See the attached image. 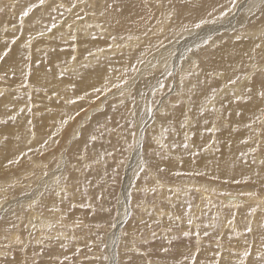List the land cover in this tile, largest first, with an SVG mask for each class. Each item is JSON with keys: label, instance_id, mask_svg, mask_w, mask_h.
Returning <instances> with one entry per match:
<instances>
[{"label": "rangeland", "instance_id": "obj_1", "mask_svg": "<svg viewBox=\"0 0 264 264\" xmlns=\"http://www.w3.org/2000/svg\"><path fill=\"white\" fill-rule=\"evenodd\" d=\"M90 1L91 0H76V4L80 5L85 3L84 6L86 7L90 3ZM253 1L254 0H250L249 2L251 3ZM32 2L34 3L35 1H0V83L4 85L7 94H10L8 90L12 92L15 91V89L11 90V88L12 86H16L18 84L16 87V92L19 95L18 97H13V101L8 104L10 107L5 109L4 113L0 115V120L8 121L7 123H0V133L8 137L7 144V142H5L3 139V135H0V153H4L2 155L3 157L0 156V188L6 189V191L0 192V201H2V203H0V253L3 254L0 255V260L6 258L8 261L12 262V264H25V262H27V264H129V260L132 257V254L129 252V246L130 241L133 239V237H135L139 246V253H142V255L137 254L135 256V264H191V256H195L197 264H212L213 258L219 260L220 264H239V254L243 252L245 240L255 241V245L253 246V256L249 257V261L254 259L255 247L259 246L264 221L257 227V224H255L256 222L254 220L258 218V216L255 217V215H249L250 205L255 206L257 200H264V188H262L258 182H255V179L249 180L248 177L253 178L254 176L255 178L256 172H260L261 175L264 176V166L260 165V160L264 159V152H256L254 157L252 155H246L245 158L249 161V163L243 162L240 153H247L251 148V144L246 145L243 143V141L247 139L249 135V131L245 128V124L251 122V119L254 118V116H249L248 114V116H244L243 114L239 116L240 119L238 117H232L230 115V110L226 108L229 106V100H225L222 96L226 91H230L232 93L233 91L236 92V90H240V86L243 89L245 87L244 84L246 83H250L248 86H252V84H255V86H258L259 89L261 74H259L260 76L258 78V73L260 72L259 69H262L264 67V55H262V52L264 54V49H258L261 52L260 55L257 56L258 58H255V60H260L256 62L258 66L256 65L257 67L255 69L251 67V65L253 66V64H243V66H248L246 68L242 67L241 70L240 68L236 69L237 71L240 70L236 72L237 77L242 75L249 76V80L247 81L239 80L238 84L233 86L229 85L228 82H223L221 80V71H216V74L215 72H212L213 75L211 74L208 76L210 82L215 79L217 81L215 80V82H212L213 86L211 85L209 91L205 94V96H210L213 90H215V92L217 93L216 100L214 101V106H217L215 108H218L220 110H217L215 114L211 112H205L204 115L201 116L198 112L199 109H197V111L196 108L194 110L191 107H186L188 103L185 100H188L187 88L190 92V85H188V82L190 78L195 77L193 73L191 75L190 71V73L186 71L190 68L191 65H196L199 69V72H201L200 74H202L208 67H212L210 63L213 61H219L220 58L214 56L217 54L214 51L215 49H218L222 44H224V41L221 44L218 43L210 47L208 46L210 43L205 46V42L208 41V38H206L203 39L204 41L202 40L201 42H195V45H192L193 47L191 46V43L187 47L185 46L188 51L184 47L185 49H183V53H185H181L179 55L178 53H176L179 47L177 49H173V47L175 46H172L170 48L167 47H169V45L171 44L179 45V43L183 42V40L187 38V36H189L190 34H194V32L192 31L193 29H195L193 25H188L191 32H185L183 31V28L179 31L174 28H170L171 30L165 31V34L168 32L167 35H162L161 33V36L163 37L154 36V38L150 40L152 42H148L146 40L144 41L145 36L141 34V30L145 25L144 23L137 27V30H139L137 31L135 28L129 27V25H127L125 22H122L121 24H115V19L112 23H107L110 25V27L107 24L106 26L109 30L110 28L114 29L113 32L117 30L116 32L118 36L120 38L123 37L124 40L121 44L125 43V37L127 38L128 35H130L132 31H134L136 33L135 37L138 36L139 40H142L143 38L141 47L135 49V52L125 50V53L123 51H120L121 53L119 52V54L107 53L106 51L110 47L111 43L113 44L115 40L119 38L118 36H114L116 37L115 40L112 39V42L109 41V45L106 44L107 40H105V42L99 41L98 43L97 40L100 39L99 36L101 35H99L97 32L100 31L101 28H97L96 35H92V38L89 36L88 38H91V40L87 41H89L91 44H94V41L98 44H105L106 46L104 45L100 47L99 50L104 49L107 55L110 54L108 58H104L105 56H102L100 58L96 56H90L89 51L98 50L97 48L90 47L91 45L88 44L89 47L87 46L86 48V51H88V55H81V53H79L75 61H73L72 57L75 56L77 50L72 47V44L71 46L67 45V41L64 38H60L62 37L61 34L58 35V38L56 40L53 38L48 39L45 37V35L43 37H40L38 35L39 30L29 31L28 34H26L27 36L25 35L23 29L25 28V22L27 18H29L30 16L27 17L26 20H24L23 27L21 28V26H19L20 22L16 19L19 18L21 11L16 14H14V12L12 11L14 10V6H16L15 4H23L24 6H28L30 4H33ZM48 2L51 3V0H48ZM108 2L114 5V11L112 13L118 14L123 12V10L120 11L122 0H108ZM141 3L153 4L154 0H141ZM34 4H36V2ZM103 5H105V2ZM144 6L145 5L142 4L137 6L136 10V12L140 16H142L144 20H147V18H154L153 16L156 15V11L159 13V15H161V13L164 14L162 8L158 11L157 7L149 9ZM236 6L237 4H235V8L232 7V9L230 10V14L228 16L230 19L228 18L227 21L231 20L232 18H239L240 14L237 10L238 6ZM96 7L99 8L98 5H96ZM96 7L94 11L98 9ZM40 9L41 8L35 9V11L39 12L38 18L41 19L42 17L43 19H46L45 14ZM101 9H104L103 6L101 7ZM153 10L155 13L153 12ZM15 15L17 17H15ZM234 15H236L237 17ZM85 16L86 15H84V18ZM241 17L242 18L239 19V22L243 20L244 14H241ZM90 22L91 20H89L88 23ZM88 23L87 25L89 26L90 24ZM225 23L227 22H224V24ZM153 24L154 23L152 21L151 25ZM211 25V23H205L202 27L206 26L207 29ZM40 26L41 25H39L38 27ZM122 26L124 29L122 28ZM213 26H215V23L213 24ZM173 30H176V32ZM211 30L212 29H210V32H212ZM170 31L173 32L171 33ZM176 34L177 36L174 37ZM141 35L143 37H141ZM135 37H133V39H135ZM14 38L15 43L12 42ZM171 38L175 40H172ZM29 40L31 41L30 46H26ZM262 41L264 42V39H262ZM144 44L146 45L144 46ZM147 44H149L148 46L150 48L147 46ZM157 45H159L160 47L158 48ZM214 46H216V48H214ZM155 49L157 51H155ZM193 49H197V51L195 50V54H197L198 56L196 55L194 59H190L189 57L194 54ZM5 52H7V55H5ZM78 52L79 51H77V53ZM139 52L141 53L139 54ZM142 53L144 55H141ZM200 53L204 55H200ZM138 54L141 56H137ZM86 57H94L90 59L93 62L84 60ZM138 58H142L145 61V64L138 65L140 71L135 75V73L130 72V66L135 64ZM133 60L135 61V63ZM163 60H166V63L160 65L162 64ZM187 60L191 63H188ZM113 61L115 62V64ZM203 62H205V65L203 64ZM12 64L13 66H15L16 64V67H13ZM125 64H128L129 66H126L125 70H119L121 67H124ZM20 65L22 66L20 67ZM29 65L31 66V76L27 74ZM84 65H87V67H84ZM103 65H106L107 68ZM152 65H155V67H152ZM8 66L10 67V70L8 69ZM202 66L204 69L202 68ZM72 69L73 72L76 71V73L71 72L70 70ZM146 70H148L149 72ZM6 71L9 72L7 73ZM100 71L101 74L99 73ZM125 71H128L127 78L129 79L130 86H125L126 92L131 88V95L135 97V105H137V114L135 116H133L131 113L132 101L130 97L126 96V104L118 105L120 101V89L113 88L112 91L107 94V96L101 94L100 98L96 99V93L91 88H85L86 86H84V84H88L91 86L95 84V88H102L103 86L99 83L101 81V83L108 86H111V84L121 83L119 82L120 78H126L124 76ZM62 72L64 73L63 77H61L60 75ZM169 73H171V75H169ZM21 74L24 75L25 79L21 77ZM35 74H38L39 77L49 76L48 78L51 81H58L61 88L59 90H53V94L47 91V93L49 92L48 96H45V99L43 96L40 99V104L37 103L36 105H33L32 103L34 102L35 96H42V93L41 91H39V89L30 90L31 88H29V81ZM137 76H139L138 82L140 85L148 83V85L144 89H140L141 87H139L138 89H134L135 87L132 88V84L137 83H133V81L137 79ZM251 76L254 79H252ZM254 76L257 78L255 79ZM155 78H157L158 81L157 79L155 81ZM182 78L184 81L183 84H181ZM13 80L15 81L13 82ZM94 80L95 82H93ZM255 80L258 82H256ZM216 82H219V84H217ZM148 86L150 87L149 89ZM217 87L225 89L221 91ZM192 88L194 89H192V91L190 92V97L193 99V97L195 96V98L193 99L194 102L199 103L200 105L204 104L201 97L202 92L204 91L203 87L200 86V88H196L193 86ZM55 91L56 94H54ZM152 92L155 93V97H153ZM28 93H30V95ZM61 93L66 97L69 96V98L77 99V103H66L64 99L62 100V98H59V95H61ZM147 93H152V97L150 99L146 97L148 95ZM179 94H181L185 98H183L185 102L183 101L182 97L179 96ZM191 94L193 96H191ZM153 98H155L157 101V104L153 105V107L156 109L155 114L145 115V105H151ZM0 99V101H11L12 96L4 95L3 92L0 91ZM161 101H163L164 104H167V117H163ZM17 102H20L21 105L19 106ZM50 103L53 107L47 105ZM233 104L237 107L234 99ZM172 105H175V107H172ZM176 106L179 107L176 108ZM243 108L244 107H242V109ZM20 109H24L23 113L20 112ZM124 109H126L127 111H123ZM242 109H240L239 107L238 111H244ZM259 111H257L256 113H258ZM77 112L80 113L78 116L76 115ZM141 112H144V117L139 115L142 114ZM11 116H15L16 119H11ZM213 116L215 118L218 117V119L216 120ZM69 117H74V119H68ZM226 117H228V119ZM62 118L68 119V123L66 125H61ZM242 118H248V122L247 120H244ZM179 119L181 121V125L176 126L177 124H175L174 121L178 122ZM230 120H232L235 125ZM29 121H31V123H29ZM133 122L136 125L135 128L132 127ZM145 122L150 126L148 127L146 125L147 127H145V125H143V123ZM222 122H225L224 125ZM140 123H142L141 126ZM157 123L163 124L161 132L164 138L162 139V135L158 136L157 138L160 143L154 140L155 137H153V135L156 134L155 129L157 127L156 125H158ZM211 123L212 125L210 126L209 124ZM228 123L232 125L229 126ZM242 123L244 124V126ZM37 125L38 128H42L38 129V137L40 138L41 136H45L46 138L45 140H42L41 143L35 145L34 148H31L29 145L35 143L36 137L34 136L33 138V136H31L30 138L25 140L22 138V135H27L28 133H30V130H32L31 132H33ZM216 125L218 127H216ZM101 126H106L108 130H103ZM212 126L216 128L215 133L211 131V129L213 128ZM254 127L256 131L261 130V126L259 124L255 125ZM98 128L101 129L100 133L97 132ZM164 129H167V131L165 132ZM243 130L246 132H244ZM239 131L241 132V134ZM132 132L136 133L135 143L137 144V147L129 150L128 145L134 143L131 136ZM172 133L175 134L174 138H171ZM93 134L97 135V139L95 142H92L90 140V137ZM185 134L189 136V139L187 141V143L189 144L188 149H185L183 147V143L185 142ZM222 134L225 136H223ZM242 134L245 136H243ZM243 137L244 140H242ZM220 138L222 139L221 141L218 140ZM228 138H230L231 140ZM53 139L58 141V143H54ZM176 139H178V141L174 142V140ZM258 139L264 140V137ZM225 140L227 142H223ZM44 141L48 142L47 148L42 146ZM161 141H163L162 143L164 147H161ZM208 141H210L211 143H208ZM218 142L220 145L217 144ZM206 143L208 144L206 145ZM10 146L11 150L8 149L10 148ZM27 146L29 147L27 148ZM75 146L78 147L76 148ZM222 146H224L223 149ZM71 148L73 149V152L71 151ZM233 148H235L236 150H234ZM261 148L264 149V143L261 144ZM166 149L169 150L167 151ZM8 151H11L12 154L5 153ZM108 153H112V155H108ZM21 155L23 156V159L20 160V164L8 165V161L11 160L10 158L13 157L12 159H15L17 156ZM228 155L232 156L229 157ZM24 156L26 158L27 156H29L27 158L29 162ZM194 156H196V158ZM223 157H225V159ZM227 157L228 159H226ZM231 157H233V159ZM31 158H33L35 162ZM253 158H255L256 160L255 165L251 164V160ZM97 160H99V163H96ZM151 160H157L159 166L157 164H153L156 168H152L153 165H151L150 167L147 166V172H142L139 170L142 163L149 162L150 164ZM185 160L187 161L185 162ZM219 160L222 161L220 162ZM40 161H42L43 163ZM182 161H184L185 163ZM211 161L214 163H212ZM172 162L173 165L175 164V166H177V168H182L180 175L178 176L177 174V177L176 174L174 175L175 171H171L170 169ZM188 162L189 165H187ZM198 162L201 166L199 168L200 171L193 170L192 172L194 173H190L189 169L187 171L184 170L186 167L183 166H188L191 170L192 165H197ZM40 163L42 165H40ZM60 163L62 165H60ZM220 163V167L222 168L219 167ZM21 164L23 165L21 166ZM26 164L28 166H26ZM7 165L11 167L9 168ZM58 165L60 168L57 167ZM37 167H42V170H39ZM49 167L51 169H49ZM212 167H215V170H213ZM226 167H228V170L226 169ZM13 168L17 170L15 171L13 170ZM209 168L211 169V171L213 170L217 173L212 171L213 173L211 174ZM9 169H12V171H10ZM33 169L35 172H33ZM47 169L48 171H46ZM157 169L160 171V173ZM168 170L171 171L172 173L170 174H173L174 176H171L169 173H167L169 175L165 174L166 172H168ZM202 170H205V174H203ZM42 171L47 172L48 175L43 176L41 174ZM219 171H222V173L225 175H223L222 173L220 174ZM32 172L33 174H31ZM51 173H56L54 178H52ZM208 174H211V176ZM29 175L31 176V178H29ZM41 175L47 179L42 178ZM136 175L137 177L134 179ZM213 175L215 177L217 176V178H215ZM221 175H223L225 178ZM243 175H246L247 177L245 176V178ZM37 176H41V178H38ZM57 176H61L63 180L60 188H63L64 191H61L60 195H56L55 191L52 190L54 187L55 178ZM198 176L199 179H201L199 180L200 183L198 181ZM208 176V179H212L213 182H211L212 180H207ZM171 177L173 178V180ZM26 179L29 180L26 181ZM153 179H158L160 182H162V184L171 186V192L166 191L164 188H161L160 190L162 192H165L166 194L163 195L162 193H160L158 191L159 185H157V182L155 184L153 183L151 187H149V185H147V182ZM202 179L204 181H202ZM247 179L249 182L244 183V181ZM11 180L15 181V187L9 186L11 185L9 184ZM40 180H42L40 182L41 184L39 183ZM28 181L30 182V188L32 189L24 188V184H27ZM187 181H191L192 184L186 185ZM237 181H240L241 184ZM44 182H46V188L42 186L44 185ZM175 186H179V188L177 187V189H174L173 187ZM186 186H190V188L186 189ZM42 187L44 189H40ZM202 187H205L206 189ZM210 187H213L214 189L217 187L219 189L224 188V190L220 192L214 191L213 193H211V191H209ZM34 189L36 192L38 191V189L42 190L43 192L39 191L42 194L39 197H36L37 195L36 192L33 191ZM55 190L59 191L60 189L57 188ZM173 192L176 194L174 195V197ZM204 192L206 194H209L208 198L210 200H208L209 203L205 201L207 202L206 206H201L199 201H201L202 193ZM247 192H259L260 196L256 199H250L247 195H244ZM33 194H35L34 197ZM205 199L206 198H204V200ZM222 202H224V205L225 203L227 204V202L228 204H233V202L238 203L237 207L240 208H238L237 210H231L233 209L231 206L226 207L222 204ZM28 203L32 205V209L28 208ZM178 206H181L179 211L185 212L184 214L187 216V219L191 217V224L188 223L189 219L187 221H180L179 219L174 217V214H179ZM263 208L256 213H262ZM125 209H127V215H125ZM157 209H159L160 211H158ZM189 209H191V211H189ZM219 209L220 211L218 213ZM197 213H199V215H197ZM45 218L49 219L48 224L46 223L48 225L46 227L47 229H41L39 223H42V220ZM230 221H232V223H230ZM237 223L238 225L240 224V228L238 227ZM249 224L253 228V233L251 234L245 232V227ZM113 225H115V227H113ZM7 229L9 232H6ZM186 232L190 233V235L185 236L184 233ZM197 232H199L200 234L199 239H197V237L195 236ZM205 232L208 233L207 236L204 235ZM153 233H155V236L152 235ZM13 235H16L15 238H19V240L22 241V244L17 243V239L13 238ZM104 256L108 257V261L103 260Z\"/></svg>", "mask_w": 264, "mask_h": 264}, {"label": "bare ground", "instance_id": "obj_2", "mask_svg": "<svg viewBox=\"0 0 264 264\" xmlns=\"http://www.w3.org/2000/svg\"><path fill=\"white\" fill-rule=\"evenodd\" d=\"M0 1H2V0H0ZM25 1V0H24ZM30 1H32V0H30ZM33 1H35L36 3L38 2V0H33ZM50 1V0H49ZM250 0H236V3L235 4H237V6H238V8H237V10L239 11V14H240V16H239V18H232L231 20H228L227 21V19L229 18L228 16H229V12H230V10L232 9V4H231V0H154V3L153 4H151V3H141V0H122V6H120V11H122L123 10V12L122 13H118V14H114V13H112L114 10H113V8H109L108 9V11H107V13H106V15H101L100 13L101 12H103L104 11V9H101V7L103 6V8H104V6L105 5H103L104 4V2H105V4L107 3V4H110L109 2H108V0H91L90 1V3L85 7L84 6V4L85 3H83V4H77V8L76 9H73L72 10V12H68V11H66V9L70 6V4L71 3H73V2H75V3H77L76 2V0H56V2H57V4H64V8H62V9H60V11H62V12H64V17L63 18H61L60 17V14H59V12H57V13H55V16H56V20H57V24H58V28L57 29H55V40L58 38V35H62V37L67 41V45H70L71 46V44H72V47H74L75 48V50H77V51H79L78 53H77V51H76V53H75V57H77V55H79V53H81V55H88V51H86L87 49V46H88V44L89 45H91L90 47H94V48H97V50L98 51H95V50H92V51H89V53L91 52V53H93L94 54V57L96 56V57H102V56H105L104 58H108V56L110 55V54H119V52L120 51H123L124 53H125V50L126 51H134L135 49H137V48H139V47H141V43H143L142 42V40H143V38H142V40H136V39H132L131 41H128L127 40V38L125 37V43H123V44H121L122 42H123V37L122 38H120L119 36H118V34H117V30H115L114 32H113V30L114 29H112V28H110V30L108 29V27L106 26V24L107 23H112L115 19H116V21H115V24H121L122 22H125L127 25H129V27H132V28H135L136 30H137V27H139L140 25H142L143 23L145 24L144 26H143V29L141 30V34L142 35H144L145 36V39H144V41L146 40V41H148V42H152V41H150L152 38H154V36H161V33H162V35H164L165 34V31H168V30H171L172 28H174V29H176V30H182V26L183 25H190V26H192V25H194L195 23H199L201 20H206V21H208L207 23H211L212 25L209 27V28H207L206 29V26H204V27H201V28H199V29H193L192 31L194 32V34H190L189 36H187V38H185L184 40H183V42H181V43H179V45L178 44H174V45H169V47H167V48H170V47H172V46H175V47H173V49L175 48V49H177L178 47H179V49H177V51H176V53H178L179 55L181 54V53H183V49H185L188 45H190V43H191V46L194 44L195 45V42H197V41H202L203 39H206V38H208V41H211V43L208 45V46H210V47H212L213 45H215V44H218V43H223V41L225 42L224 44H222L218 49H215V53H217L216 55H214L215 57H220L219 58V61H216V62H211L210 64L212 65V67H208L207 69H206V71H204L202 74H200L201 72H199V69L197 68V66L196 65H191L190 66V68L186 71V72H191V75H192V73L194 74V76L195 77H193V78H190L189 79V82H188V85H190L189 87H190V90L192 91V89H194V88H192L193 86H195L196 88L198 87V88H200V86H202L203 87V92H202V102L205 104V101H206V96H205V94L209 91V89H210V87H211V85H212V82H215V80H213L212 82H210V79H209V75H211L212 74V72H215V74H216V71H221L222 73H223V75H221V80L223 81V82H228L229 81V78H232V79H235L236 77H237V74H236V72H238V71H240L241 70V68L242 67H247L248 65H244L243 66V64H253V65H257L256 64V62H258L259 60H255V58H258L257 56L258 55H260V52L261 51H259L255 46H256V44H258V43H264L263 41H262V38H264V6H262V5H264V4H262L261 3V0H254L253 2H249ZM18 2V1H17ZM27 2V1H26ZM29 2V1H28ZM34 2V3H35ZM117 2H120V1H117ZM145 2V1H144ZM9 3H10V1H9ZM33 3V2H32ZM33 3V4H34ZM114 3V2H113ZM28 4H30V3H28ZM121 4V3H120ZM145 5L144 7H147V8H156L157 7V10L159 11L161 8L163 9L162 11H164L163 13L164 14H162L161 13V15H159V13L156 11V9H155V11H156V15H154L153 17L154 18H152V19H149V18H147V20H144V18L142 17V16H140L137 12H136V10H137V6H139V5ZM14 5V4H13ZM16 6H14V10L12 11V12H14V14H16V13H18L19 11H21L22 12V10L26 7V6H24L23 4H15ZM96 5H98L99 6V8L98 7H96ZM114 6V5H113ZM236 6V7H237ZM12 7V6H11ZM95 7L96 8H98L97 10H95L94 11V9H95ZM117 7V6H116ZM261 7V8H260ZM235 8V7H234ZM40 10H42V12L45 14V17H46V19H40V18H38V11H35L29 18H27V20H26V18H25V20H26V22H25V28L23 29V32H25V35L26 34H28V32L29 31H38V30H41L42 28H43V26L45 25V24H49L50 25V23H51V19H50V17H49V14H48V12L47 11H45L44 9H40ZM117 10V9H116ZM115 10V11H116ZM152 10V9H151ZM90 11V12H89ZM94 11V12H93ZM162 11H160V12H162ZM237 11V12H238ZM20 12V13H21ZM153 12H154V10H153ZM222 12H226L227 13V15H221V13ZM77 13H79L80 15H82L83 17H84V15H86L85 16V18L83 19V20H76L75 21V16L77 15ZM93 13H95V15L93 14ZM142 13V12H141ZM143 13H145V12H143ZM155 13V12H154ZM241 14H244V18H243V20L241 21V22H239V19L240 18H242L241 17ZM232 15V14H231ZM234 16H236V15H234ZM233 16V17H234ZM243 16V15H242ZM15 17H17L16 15H15ZM41 17V16H40ZM169 17H171V19H169ZM232 17V16H231ZM237 17V16H236ZM18 21H19V18H16ZM62 19L65 21V22H61L62 21ZM230 19V18H229ZM89 20H91V22L90 23H88L89 22ZM149 20H151V21H149ZM221 20V21H220ZM225 20V21H224ZM75 21V22H74ZM149 21V22H148ZM152 21H153V25H151V23H152ZM224 22H227V23H225L224 24ZM18 23V22H17ZM72 24V28L71 29H69L68 27H67V24ZM87 23L88 24H90L89 26L87 25ZM215 23V26H213V24ZM109 24H107V25H109ZM39 25H41L40 27H38ZM114 25V24H113ZM124 25V24H123ZM20 26V25H19ZM116 26V25H115ZM203 26V25H202ZM14 27V26H13ZM109 27H110V25H109ZM112 27V26H111ZM160 27H161V29H160ZM212 27H214V28H212ZM100 29L101 28V30L100 31H98L97 32V30L96 29ZM114 28V27H113ZM122 28H123V26H122ZM141 28V27H140ZM171 28V29H170ZM13 29V28H12ZM116 29V28H115ZM124 29V28H123ZM139 29V28H138ZM148 29H151L152 31L151 32H148ZM210 29H212L211 31L212 32H210ZM221 29V30H220ZM96 30V31H95ZM122 30V29H121ZM162 30V31H161ZM176 30H173V31H175L176 32ZM76 31V32H75ZM137 31H139V30H137ZM161 31V32H160ZM172 31V32H173ZM69 32H71V36L69 35ZM96 32L99 34V35H101V36H99L100 37V39H98L97 41H98V43H99V41L100 42H102V41H104L105 42V40H107L106 42V44L107 45H109L108 43H109V41L110 42H112L111 40L113 39V37L114 36H118V38L119 39H117V40H115V42L112 44L111 43V45H110V47L108 48V50L106 51L107 53H110L109 55H107V53H105V50L104 49H100L99 50V48L100 47H102V46H104L105 44H98V43H95V41H94V44H91L89 41H87V40H91V38H92V35H96ZM120 32V31H119ZM121 32H123V31H121ZM147 32V35H145V33ZM171 32V31H170ZM171 32V33H172ZM190 32H191V30H190ZM192 32V33H193ZM168 33V32H167ZM167 33L165 34V35H167ZM129 34V33H128ZM138 34V33H137ZM23 35V34H22ZM120 35V34H119ZM141 35V37H143ZM24 36V35H23ZM22 36V37H23ZM27 36V35H26ZM76 36V37H75ZM91 37V38H88V37ZM98 36V35H97ZM127 36V35H126ZM128 36H132V37H135L136 36V33L134 32V31H132V33L130 34V35H128ZM177 36V34L174 36V37H176ZM237 36H240V37H242L240 40H237L236 39V37ZM21 37V36H20ZM45 37L46 38H48V39H52V37H51V34H49L48 35V33L47 32H45ZM72 37H74V39L72 38ZM98 37V38H99ZM161 37H163V36H161ZM61 38V37H60ZM75 38H76V41H75ZM116 38V37H115ZM160 39V38H159ZM172 39V38H171ZM155 40V39H154ZM172 40H175V39H172ZM114 41V40H113ZM165 41V40H164ZM204 41V40H203ZM93 43V42H92ZM145 43V42H144ZM167 44V43H166ZM202 44V43H201ZM96 45V46H95ZM117 45H120V47H117ZM123 45V46H122ZM146 44H144V46H145ZM149 44H147V46H148ZM193 45V46H194ZM51 46V45H50ZM106 46V45H105ZM186 46V47H185ZM192 46V47H193ZM203 46V45H202ZM89 47V46H88ZM149 47V46H148ZM147 47V48H148ZM185 47V48H184ZM196 47V46H195ZM199 47H201V46H199ZM150 48V47H149ZM214 48H216V46H214ZM81 49H83V50H81ZM141 49H143V48H141ZM173 49H169V50H173ZM187 49V48H186ZM260 49H264V47H261ZM90 50V49H89ZM153 50V49H152ZM191 50H192V48H191ZM194 50V49H193ZM196 51H197V49H195ZM193 51V55H191L189 58L190 59H194L195 57H196V55L197 54H195V52L196 51ZM198 50H199V48H198ZM203 50H204V48H203ZM3 51V50H2ZM138 51V50H137ZM148 51V50H147ZM147 51H145V52H147ZM155 51H157L156 49H155ZM154 51V52H155ZM187 51H188V49H187ZM135 52V51H134ZM142 52H144V51H142ZM192 52V51H191ZM204 52V51H203ZM121 53V52H120ZM131 53V52H130ZM141 52H139V54H140ZM185 53V52H184ZM183 53V54H184ZM189 53V52H188ZM127 54V53H126ZM132 54V53H131ZM134 54V53H133ZM137 55V56H141V55ZM146 54V53H145ZM182 54V55H183ZM190 54V53H189ZM136 55V54H135ZM144 55V54H143ZM195 55V56H194ZM200 55H204V54H201L200 53ZM220 55H222V56H220ZM262 55H264L263 54V52H262ZM36 56V55H35ZM34 56V57H35ZM128 56V55H127ZM134 56V55H133ZM198 56V55H197ZM84 57V56H83ZM94 57H86L84 60H89V61H92V60H90L91 58H94ZM144 57V56H143ZM147 57V56H146ZM222 57V58H221ZM260 57V56H259ZM264 57V56H263ZM4 58V57H3ZM11 58V57H10ZM135 58H137V57H135ZM249 58V59H248ZM251 58V59H250ZM12 59V58H11ZM123 59V58H122ZM134 59V58H133ZM146 59V58H145ZM201 59V58H200ZM127 60H128V58H127ZM135 60V59H134ZM133 60V61H134ZM199 60V59H198ZM210 60V59H209ZM78 61V60H77ZM201 61V60H200ZM203 61V60H202ZM206 61V60H205ZM249 61V62H248ZM25 62V61H24ZM93 62V61H92ZM114 62V61H113ZM132 62V61H131ZM157 62V61H156ZM187 62L189 63L190 61H188L187 60ZM14 63V62H13ZM80 63V62H79ZM112 63V62H111ZM129 63V62H128ZM134 63H135V61H134ZM159 63V62H158ZM163 63H166V60H163V62H162V64H160V65H163ZM191 63V62H190ZM205 62H203V64H204ZM114 64H115V62H114ZM133 64V63H132ZM157 64V63H156ZM181 64V63H180ZM187 64V63H186ZM199 64V63H198ZM18 65V64H17ZM71 65V64H70ZM72 65H73V63H72ZM159 65V66H160ZM171 65V64H170ZM205 65V64H204ZM261 65V64H260ZM12 66H13V64H12ZM19 66V65H18ZM22 65H20V67H21ZM103 66H106V65H103ZM126 66H129L128 64H125L124 65V67H121L119 70H125V68H126ZM146 66V65H145ZM144 66V67H145ZM208 66V65H207ZM206 66V67H207ZM258 66V65H257ZM6 67V66H5ZM9 67V66H8ZM10 67H11V65H10ZM10 67L8 68L9 70H10ZM13 67H16V64H15V66H13ZM68 67V66H67ZM137 67H138V65H137ZM161 67V66H160ZM251 67H253L252 65H251ZM263 67V66H262ZM71 68V67H70ZM73 68V67H72ZM106 68H107V66H106ZM182 68V67H181ZM200 68V67H199ZM202 68H203V66H202ZM201 68V69H202ZM238 68H240V70H236V69H238ZM264 68V67H263ZM7 69V70H8ZM18 69H20V68H18ZM75 69V68H74ZM180 69V68H179ZM204 69V68H203ZM13 70H14V68H13ZM97 70V69H96ZM99 70V69H98ZM106 70H108V69H106ZM151 70V69H150ZM245 70V69H244ZM260 70V69H259ZM259 70H258V72H259ZM71 72H73V69L72 70H70ZM86 71V70H85ZM146 71H148V70H146ZM154 71H155V69H154ZM153 71V72H154ZM7 72V71H6ZM9 72V71H8ZM7 72V73H8ZM21 72V71H20ZM20 72H19V74H20ZM24 72V71H23ZM131 72V71H130ZM149 72V71H148ZM160 72V71H159ZM181 72V71H180ZM189 72V73H190ZM220 72V73H221ZM242 72H245V71H242ZM11 73V72H10ZM73 73H76V71H74ZM96 73V72H95ZM100 74H101V71L99 72ZM111 73V72H110ZM151 73V72H150ZM177 73V72H176ZM240 73V72H239ZM249 73V72H248ZM257 73V72H256ZM255 73V74H256ZM18 74V75H19ZM23 74V73H22ZM21 74V75H22ZM26 74V73H25ZM91 74V73H90ZM97 74V73H96ZM104 74V73H103ZM117 74V73H116ZM149 74V73H148ZM164 74V73H163ZM186 74V73H185ZM260 74V72L258 73V78H259V75ZM10 75V74H9ZM107 75V74H106ZM135 75H136V73H135ZM145 75H147V74H145ZM191 75H190V77H191ZM213 75V74H212ZM218 75V74H217ZM240 75V74H239ZM257 75V74H256ZM131 76V75H130ZM159 76H161V75H159ZM243 76V75H242ZM22 78H24L25 79V77H24V75H22L21 76ZM49 76H42V77H39V75L38 74H35L31 79H30V81H29V84H30V86H29V88H31L30 90H34V89H39V91H41V93H42V96H35V98H34V102L32 103L33 105H36L37 103H39V102H41V98L44 96V99H45V96H48V93L50 92V93H52V91L53 90H55V89H57V90H59L60 88H61V86H60V84L58 83V81H51L49 78H48ZM109 77V76H108ZM116 77V76H115ZM135 77V76H134ZM139 76H137V79H135L134 81H133V83L134 82H137V83H135V84H132V88L133 87H135L134 89H138L139 87H141L140 89H144L147 85H148V83H145V84H142V85H140L139 84V78H138ZM145 77V76H144ZM175 77V76H174ZM177 77V76H176ZM255 77V76H254ZM261 78L260 79H264L263 78V76L261 75L260 76ZM16 78V77H15ZM92 78H93V76H92ZM136 78V77H135ZM150 78V77H149ZM251 78L252 79H254L252 76H251ZM257 77H255V79H256ZM19 79H20V77H19ZM110 79V78H109ZM123 77H121L120 78V81L119 82H122L123 81ZM156 79L157 78H155V81H156ZM168 79V78H167ZM177 79V78H176ZM184 79H185V76H184ZM213 79V78H212ZM91 80H93V79H91ZM132 80V79H131ZM11 81V80H10ZM15 80H13V82H14ZM157 81H158V79H157ZM188 81V80H187ZM217 81V80H216ZM251 81V80H250ZM256 81V80H255ZM18 82V81H17ZM88 82V81H87ZM93 82H95V80L93 81ZM97 82H98V80H97ZM102 82V81H101ZM101 82H99L103 87L102 88H104V86H106V85H104L103 83H101ZM113 82H114V80H113ZM151 82V81H150ZM160 82V81H159ZM256 82H258V81H256ZM152 83V82H151ZM169 83V82H168ZM183 83H184V81H183ZM186 83V82H185ZM217 83V82H216ZM221 83V82H220ZM252 83V82H251ZM255 83V82H254ZM28 84V85H29ZM98 84V83H97ZM131 84V83H130ZM217 84H219V82L217 83ZM216 84V85H217ZM250 83H246V84H244L245 86L247 85H249ZM258 84V83H257ZM18 85V84H17ZM17 85L16 86H12V88H11V90H14L15 89V91H10V90H8V89H6V90H8V92L10 93V94H7V92L5 91V88H4V85H2L1 83H0V91H2L3 92V94L4 95H10V96H12V99H11V101H7V100H3V101H0V115H2L3 113H4V110L5 109H7L8 107H10L8 104H10L12 101H13V97L14 96H16V97H18L19 95L17 94V90H16V87H17ZM95 85V84H94ZM94 85L93 86H91V85H88V84H84V86H86L85 88H91L92 90L95 88L94 87ZM160 85V84H159ZM225 85V84H224ZM244 85H243V87H244ZM83 86V87H84ZM213 86V85H212ZM218 86V85H217ZM221 86V85H220ZM228 86V85H227ZM41 87H43V88H41ZM161 87V86H160ZM250 87V86H249ZM256 87V89L258 90V86H255ZM150 87L148 86V89H149ZM195 88V89H196ZM217 88H219V87H217ZM223 88V87H222ZM227 88V87H226ZM239 88V87H238ZM260 88V87H259ZM20 89V88H19ZM126 89V88H125ZM148 89H147V92H148ZM176 89H178V88H176ZM220 90H221V88H219ZM225 89V88H224ZM224 89H222V90H224ZM131 90V88L129 89V91ZM241 90H242V88H241V86H240V90H236V93H237V95H239L240 94V92H241ZM47 91H49L48 93H47ZM132 91V90H131ZM150 91V90H149ZM195 91V90H194ZM233 91V90H232ZM34 92V91H33ZM175 92H176V90H175ZM205 92V93H204ZM32 93V92H31ZM55 93H56V91H55ZM150 93V92H149ZM153 93V92H152ZM151 93V94H152ZM217 93V92H216ZM220 93H221V91H220ZM29 95H30V93H28ZM53 94V93H52ZM93 94V93H92ZM111 94V93H110ZM109 94V95H110ZM141 94V93H140ZM148 94V93H147ZM151 94H148L146 97H148L149 99L152 97L151 96ZM182 94H184V93H182ZM195 94V93H194ZM210 94V93H209ZM95 95V94H94ZM196 95V94H195ZM136 96H137V94H136ZM143 96V95H142ZM179 96L180 97H182V99L184 98L181 94H179ZM191 96H193L192 94H191ZM186 97V96H185ZM222 97H224V99L225 100H229V106L228 107H226V108H228V110H230V115L232 116V117H234V118H239L240 119V115H243L244 114V116L246 115V116H256V115H259L260 113V111H259V109H257V108H254V107H249V108H243L242 109V107H240V109H242V110H244V111H238V108L236 107V106H234V104H233V98H232V93L230 92V91H226V92H224V95L222 96ZM59 98H62V100L64 99L65 101L69 98V96L68 97H66V96H64L62 93H61V95H59ZM106 98V97H105ZM127 98V97H126ZM187 98H188V100L187 99H185L187 102V105H186V107L188 108V107H191V108H193L194 110H195V108H196V110L197 109H199V107L201 106L199 103H196V102H194L193 101V99L195 98V96L193 97V99L190 97V92H189V90H188V88H187ZM3 99V98H2ZM32 99H33V97H32ZM107 99V98H106ZM111 99V98H110ZM120 99V98H119ZM180 99V98H179ZM184 99H183V101H184ZM1 100V99H0ZM138 101V100H137ZM178 101V100H177ZM103 102V101H102ZM127 102V101H126ZM185 102V101H184ZM202 102H201V104H202ZM18 103V105L20 106L21 104H20V102H17ZM31 103V102H30ZM128 103V102H127ZM192 103V104H191ZM40 104V103H39ZM120 103H118V105H119ZM126 104V103H125ZM170 104V103H169ZM227 104V103H226ZM48 106H51V107H53L52 106V104L50 103V104H47ZM131 105V104H130ZM142 105V104H141ZM152 105V104H151ZM171 105V104H170ZM180 105V104H179ZM184 105V104H183ZM132 106V105H131ZM137 106V105H136ZM221 106V105H220ZM3 107V108H2ZM118 107H121V106H118ZM177 107H179V106H176V108ZM215 107H217V106H215ZM219 107V106H218ZM223 107V106H222ZM17 108V107H16ZM139 108V107H138ZM137 108V109H138ZM127 109V108H126ZM126 109H124L123 111H125ZM140 109H141V107H140ZM161 109V108H160ZM173 109H175V108H173ZM183 109H184V107H183ZM190 109V108H189ZM188 109V110H189ZM48 110V109H47ZM51 110V109H50ZM130 110V109H129ZM179 110V109H178ZM217 110H220V109H218L217 108ZM223 110V109H222ZM41 111V110H40ZM127 111V110H126ZM198 111V110H197ZM225 111V110H224ZM257 111H259L258 113H256ZM187 112V111H186ZM192 112V111H191ZM199 112V111H198ZM237 112H239L240 113V115H237L236 113ZM132 113V112H131ZM139 113H140V111H139ZM142 114H139V115H141V116H143V113L144 112H141ZM195 113V112H194ZM228 113V112H227ZM246 113V114H245ZM145 114V113H144ZM193 114V113H192ZM196 114V113H195ZM215 114V113H214ZM248 114V115H247ZM198 115V114H197ZM223 115V114H222ZM228 115V114H227ZM6 116V115H5ZM113 116V115H112ZM115 116V115H114ZM180 116V115H179ZM195 116V115H194ZM215 116V115H214ZM213 116V117H214ZM224 116V115H223ZM89 117V116H88ZM144 117V116H143ZM187 117V116H186ZM212 117V116H211ZM210 117V118H211ZM221 117V116H220ZM219 117V118H220ZM231 117V118H232ZM185 118V117H184ZM194 118V117H193ZM192 118V119H193ZM215 118V117H214ZM224 118V117H223ZM227 119H228V117H226ZM230 118V117H229ZM233 118V119H234ZM252 118V117H251ZM99 119V118H98ZM142 119V118H141ZM199 119V118H198ZM216 120L218 119V117L217 118H215ZM227 119H225V120H227ZM238 119V120H239ZM242 119H244V118H242ZM248 118H246V119H244V120H247ZM253 119V118H252ZM251 119V120H252ZM95 120V119H94ZM194 120V119H193ZM212 120V119H211ZM222 120H224V119H222ZM237 120V121H238ZM45 121V120H44ZM184 121H185V119H184ZM214 121V120H213ZM229 121V120H228ZM231 122H232V120H230ZM234 121H236V120H234ZM200 122V121H199ZM212 122V121H211ZM215 122V121H214ZM214 122H213V124H214ZM247 122H248V120H247ZM174 123L175 124H177L176 126H180L181 125V121H180V119H179V121L178 122H175L174 121ZM204 123V122H203ZM217 123V122H216ZM223 123V122H222ZM221 123V124H222ZM225 123V122H224ZM224 123H223V125H224ZM233 124H234V122H232ZM241 123V122H240ZM244 123H245V121H244ZM158 124V123H157ZM220 124V125H221ZM229 124V123H228ZM243 124V123H242ZM43 125V124H42ZM142 125V123H140V126ZM143 125H145V127H149L150 125H147V123L145 122V123H143ZM147 125V126H146ZM162 123H160V124H158V125H156L157 127H156V129H155V133L156 134H154L153 135V137H155L154 138V140H156V141H158V136H160V135H162ZM208 125V124H207ZM210 126L212 125V123L211 124H209ZM219 125V124H218ZM230 125H232V124H229V126ZM235 125V124H234ZM215 126V125H214ZM222 126V125H221ZM238 126V125H237ZM240 126V125H239ZM243 126H244V124H243ZM242 126V127H243ZM37 127V128H36ZM35 127V129L33 130V132H31L32 130H30V133H28L27 135H22V138L23 139H25V140H27L28 138H30L31 136H33L32 135V133H34V136L36 137V140H35V143H33V144H31V145H29L31 148H34V146L35 145H37V144H39V143H41L42 142V140H45V136H41L40 138L38 137V129H42V128H38V125ZM213 127V126H212ZM216 127H218L217 125H216ZM241 127V128H242ZM111 128V127H110ZM244 128V127H243ZM148 129V128H147ZM158 129V130H157ZM196 129H197V127H196ZM196 129H194V130H196ZM242 130V129H241ZM245 130V129H244ZM243 130V131H244ZM219 132V131H218ZM222 132V131H221ZM240 132V131H239ZM244 132H246V131H244ZM248 132V131H247ZM4 133V132H3ZM18 133V132H17ZM76 133V132H75ZM21 134V133H20ZM77 134V133H76ZM221 134V133H220ZM228 134V133H227ZM226 134V135H227ZM240 134H241V132H240ZM174 133H172L171 134V138H174ZM223 135V134H222ZM221 135V136H222ZM235 135H237V134H235ZM234 135V136H235ZM243 135V134H242ZM247 135V134H246ZM3 136H5V135H3ZM152 136V135H151ZM163 136V135H162ZM220 136V135H219ZM223 136H225V135H223ZM222 136V137H223ZM233 136V135H232ZM243 136H245V135H243ZM20 137V136H19ZM76 137V136H75ZM227 137H229V136H227ZM191 138V137H190ZM206 138V137H205ZM216 138V137H215ZM219 138V137H218ZM241 138V137H240ZM17 139H18V137H17ZM33 139V138H32ZM144 139V138H143ZM197 139V138H196ZM224 139H225V137H224ZM228 139H230V138H228ZM50 140V139H49ZM52 140V139H51ZM171 140V139H170ZM193 140H195V139H193ZM199 140V139H198ZM219 141H221L222 139L220 138V139H218ZM231 140V139H230ZM234 140V139H233ZM242 140H244V137H243V139ZM150 141V140H149ZM176 141H178V139H176V140H174V142H176ZM183 141V140H182ZM192 141V140H191ZM28 142V141H27ZM31 142V141H30ZM163 141H161V143H162ZM173 142V141H172ZM196 142H199V141H196ZM205 142V141H204ZM210 141H208V143H209ZM223 142H227L226 140L225 141H223ZM32 143V142H31ZM78 143V142H77ZM160 143V142H159ZM202 143V142H201ZM208 143H206V145L208 144ZM211 143V142H210ZM229 143H230V141H229ZM235 143H236V139H235ZM7 144H8V142H7ZM71 144V143H70ZM80 144V143H79ZM163 144V143H162ZM197 144V143H196ZM200 144V143H199ZM204 144V143H203ZM217 144H219V142L217 143ZM228 144V143H227ZM27 145V144H26ZM73 145V144H72ZM71 145V146H72ZM220 145V144H219ZM218 145V146H219ZM232 145H234V144H232ZM29 146H27V148L29 147ZM78 146H80V145H78ZM77 146V147H78ZM194 146V145H193ZM202 146V145H201ZM204 146V145H203ZM211 146V145H210ZM213 146V145H212ZM217 146V147H218ZM230 146H231V144H230ZM76 147V146H75ZM74 147V148H75ZM76 147V148H77ZM207 147V146H206ZM223 147L224 146H222V149H223ZM227 147V146H226ZM149 148V147H148ZM166 148H168V147H166ZM193 148V147H192ZM215 148V147H214ZM3 149V148H2ZM9 150H11V146H10V148H8ZM72 149V148H71ZM178 149V148H177ZM182 149V148H181ZM194 149V148H193ZM203 149V148H202ZM234 150H236L235 148H233ZM167 151L169 150V149H166ZM216 150V149H215ZM230 150V149H229ZM25 151V150H24ZM72 152H73V149L71 150ZM74 151H76V150H74ZM182 151V150H181ZM181 151H179V152H181ZM20 152V151H19ZM159 152V151H158ZM175 152V151H174ZM238 152V151H237ZM6 154H12V152L11 151H8V152H5ZM17 153V152H16ZM29 153V152H28ZM144 153V152H143ZM156 153V152H155ZM183 153V152H182ZM184 153H185V150H184ZM232 153V152H231ZM230 153V154H231ZM4 153H0V156L1 157H3L2 155H3ZM5 154V155H6ZM77 154V153H76ZM171 154V153H170ZM179 154H181V153H179ZM236 154H238V153H236ZM241 154V153H240ZM219 155V154H218ZM153 156V155H152ZM182 156V155H181ZM223 156V155H222ZM221 156V157H222ZM229 157L230 156H232V155H228ZM18 157V156H17ZM25 157V156H24ZM29 156H27V158H28ZM155 157V156H154ZM153 157V158H154ZM183 157V156H182ZM195 158H196V156H194ZM226 157V156H225ZM225 157H223L224 159H225ZM5 158H8V157H5ZM13 158V157H12ZM12 158H10V159H12ZM26 158V157H25ZM26 158V159H27ZM49 158H50V156H49ZM130 158V157H129ZM232 159H233V157H231ZM31 159H33V158H31ZM190 159V158H189ZM220 159V158H219ZM226 159H228V157L226 158ZM9 160V159H8ZM30 160V159H29ZM68 160V159H67ZM145 160V159H144ZM183 160V159H182ZM27 161H28V159H27ZM26 161V162H27ZM33 161L35 162V160L33 159ZM37 161H39V160H37ZM69 161V160H68ZM187 160H185V162H186ZM220 162L222 161V160H219ZM224 161V160H223ZM29 162V161H28ZM40 162H42V161H40ZM65 162V161H64ZM76 162V161H75ZM144 162V161H143ZM175 162V161H174ZM182 162H184V161H182ZM184 162V163H185ZM212 162V161H211ZM210 162V163H211ZM38 163V162H37ZM43 163V162H42ZM170 163H171V161H170ZM210 163H208V164H210ZM212 163H214V162H212ZM211 163V164H212ZM7 164V163H6ZM20 164V163H19ZM23 164H24V162H23ZM23 164H21V166L23 165ZM29 164V163H28ZM146 164H147V166L148 167H150L151 165H153V164H157L158 166H159V163H157V160H154V161H152L151 160V163L149 164V162H146ZM193 164V163H192ZM197 164V163H196ZM201 164V163H200ZM202 164H203V161H202ZM201 164V165H202ZM218 164V163H217ZM216 164V165H217ZM224 164V163H223ZM229 164V163H228ZM3 165V164H2ZM9 165V164H8ZM7 165V166H8ZM35 165H38V164H35ZM40 165H42L41 163H40ZM45 165V164H44ZM49 165V164H48ZM60 165H62L61 163H60ZM187 165H189V162H188V164ZM191 165V164H190ZM204 165H205V163H204ZM203 165V166H204ZM213 165V164H212ZM226 165V164H225ZM224 165V166H225ZM17 166V165H16ZM26 166H28L27 164H26ZM25 166V167H26ZM207 166V165H206ZM205 166V167H206ZM221 166V163H220V165H219V167ZM223 166V165H222ZM228 166V165H227ZM4 167V166H3ZM9 167V166H8ZM7 167V168H8ZM11 167V166H10ZM9 167V168H10ZM58 167V166H57ZM62 167V166H61ZM162 167V166H161ZM183 167H186L184 170L185 171H187L188 169H189V171H190V173H194V172H192L193 170H198V171H200V165H199V162H198V164L197 165H192V168H191V170H190V168L188 167V166H183ZM218 167V166H217ZM229 167V166H228ZM228 167H226V169L228 170ZM16 168V167H15ZM28 168V167H27ZM39 170H42V167H37ZM56 168V167H55ZM60 168V167H59ZM152 168H156L154 165L152 166ZM204 168V167H203ZM213 168V167H212ZM215 168V167H214ZM213 168V170H215ZM220 168H222V167H220ZM3 169H5V168H3ZM22 169H23V167H22ZM35 169H36V167H35ZM49 169H51L50 167H49ZM163 169V168H162ZM161 169V170H162ZM170 169H171V171L173 170V171H175L174 172V175L176 174V177H177V174H178V176L180 175V172L182 171V168H177V166H175V164L173 165V162H172V165L170 166ZM224 169V168H223ZM10 170V169H9ZM13 170H15L14 168H13ZM17 170V169H16ZM15 170V171H16ZM27 170H29V169H27ZM140 170V169H139ZM158 170V169H157ZM209 170L211 171V169L209 168ZM212 170V171H213ZM218 170V169H217ZM220 170V169H219ZM222 170V169H221ZM3 171H6V170H3ZM10 171H12V169L10 170ZM26 171V170H25ZM32 171V170H31ZM46 171H48V169L46 170ZM55 171H57V170H55ZM61 171V170H60ZM146 171V170H145ZM159 171V170H158ZM163 171V170H162ZM171 171H169L168 170V172H166L165 174H167V173H172ZM203 171V170H202ZM205 171V170H204ZM204 171H203V174H205L204 173ZM211 171V174L213 173V172H215V171H213L212 172ZM223 171V170H222ZM222 171L220 172V174L222 173ZM250 171V170H249ZM1 172V171H0ZM7 172H8V170H7ZM14 172V171H13ZM29 172V171H28ZM33 172H35L34 171V169H33ZM33 172L31 173V174H33ZM36 172H37V170H36ZM44 172L45 171H42L41 172V174L44 176ZM62 172V171H61ZM64 172V171H63ZM142 172H144V171H142ZM147 172V171H146ZM164 172V171H163ZM209 172V171H208ZM208 172H206V173H208ZM225 172V171H224ZM240 172V171H239ZM3 173V172H2ZM10 173V172H9ZM8 173V174H9ZM39 173V172H38ZM57 173V172H56ZM56 173H51L52 174V178H54V176H55V174ZM65 173V172H64ZM141 173V172H140ZM159 173H160V171H159ZM162 173V172H161ZM199 173V172H198ZM215 173H217V172H215ZM214 173V174H215ZM226 173V172H225ZM231 173V172H230ZM7 174V173H6ZM13 174V173H12ZM17 174V173H16ZM28 174V173H27ZM30 174V173H29ZM169 174H167V175H169ZM200 174V173H199ZM211 174H208V175H210L211 176ZM219 174V173H218ZM217 174V175H218ZM223 174V173H222ZM227 174V173H226ZM244 174V173H243ZM18 175V174H17ZM41 175V176H42ZM50 175V174H49ZM138 175H140V174H138ZM171 175V174H170ZM173 175V174H172ZM171 175V176H172ZM173 175V176H174ZM185 175H187V174H185ZM191 175H193V174H191ZM216 175V174H215ZM223 175H225V174H223ZM223 175H221V176H223ZM246 175H248V174H246ZM246 175H243L244 177L246 176ZM6 176V175H5ZM30 176V175H29ZM41 176H37L38 178L40 177L41 178ZM42 176V178H45V177H43ZM142 176H144V175H142ZM153 176H155V175H153ZM189 176V175H188ZM200 176V175H199ZM199 176H198V181L199 180H201V179H199ZM214 176V175H213ZM248 176H250V175H248ZM15 177H16V175H15ZM27 177H28V175H27ZM137 177V175L134 177V179ZM170 177V176H169ZM195 177V176H194ZM215 177V176H214ZM224 177V176H223ZM233 177V176H232ZM247 177V176H246ZM245 177V178H246ZM29 178H31V176L29 177ZM37 178V179H38ZM139 178V177H138ZM143 178V177H142ZM172 178V177H171ZM175 178V177H174ZM209 178V176L207 177V180H212V179H208ZM211 178V177H210ZM215 178H217V176L215 177ZM218 178H219V176H218ZM225 178V177H224ZM230 178H231V176H230ZM241 178V177H240ZM45 179H47V178H45ZM176 179V178H175ZM178 179V178H177ZM195 179V178H194ZM197 179V178H196ZM248 179H249V177H248ZM247 179V180H248ZM251 179L253 180V179H255L256 180V177L254 178V176H253V178L251 177ZM27 180H29V179H26V181ZM42 180H44V179H42ZM42 180H40L39 181V183L42 181ZM172 180H173V178H172ZM204 180H205V177H204ZM203 179H202V181H204ZM216 180H218V179H216ZM243 180H244V178H243ZM250 180V179H249ZM1 181V180H0ZM23 181V180H22ZM22 181H20V182H22ZM196 181V180H195ZM14 180H11V182L9 183V184H14ZM34 182V181H33ZM157 182V185H159V187H158V191L160 192V193H162L163 195H165L166 193L165 192H162L160 189L161 188H164L166 191H170V189H171V186H167V185H165V184H162V182H160L158 179H153V180H150V181H148L147 182V185H149V187H151V185L154 183H156ZM211 182H213V180L211 181ZM216 182V181H215ZM252 182V181H251ZM256 182V181H255ZM37 183V182H36ZM199 183H200V181H199ZM202 183V182H201ZM240 183V182H239ZM41 184V183H40ZM43 184V183H42ZM138 184V183H137ZM141 184V183H140ZM181 184V183H180ZM187 184H192V182L191 181H187L186 182V185ZM241 184V183H240ZM243 184V183H242ZM253 184H254V182H253ZM4 185V184H3ZM23 185V184H22ZM218 185V184H217ZM24 188H30L31 187V184H30V182L28 181L27 182V184H24ZM34 186V185H33ZM41 186V185H40ZM44 188H46V182H44V185H42ZM155 186V185H154ZM191 186V185H190ZM190 186H186V189H188V188H190ZM239 186H241V185H239ZM239 186H238V188H239ZM36 187V186H35ZM40 188V189H44V188ZM157 187V186H156ZM178 188H179V186H177ZM177 187L175 186V187H173L174 189H177ZM23 188V189H24ZM169 188V189H168ZM202 188H205V187H202ZM230 188H232V187H230ZM30 189H32V188H30ZM37 189V188H36ZM40 189H38V191L36 192L35 191V189L33 190V191H35L36 192V197H39L42 193H40L42 190H40ZM155 189H157V188H155ZM195 189H198V188H195ZM206 189V188H205ZM236 189V188H235ZM19 190V189H18ZM129 190V189H128ZM222 190H224V188H213V187H210V189H209V191H211V193H213L214 191L215 192H220V191H222ZM21 191V190H20ZM19 191V192H20ZM31 191V190H30ZM40 191V192H39ZM134 191V190H133ZM43 192V191H42ZM171 192V191H170ZM16 193V192H15ZM21 193V192H20ZM32 193V192H31ZM10 194V193H9ZM127 194V193H126ZM158 194V193H157ZM215 194V193H214ZM213 194V195H214ZM34 195L35 194H33V197H34ZM174 195H176L174 192H173V197H174ZM123 196V195H122ZM215 196V195H214ZM24 197V196H23ZM172 197V196H171ZM172 197V198H173ZM206 198L205 200H204V198ZM209 194L207 193H202V199H201V201H199L200 202V205L201 206H203V205H205L206 206V204H207V202H208V200H210L209 198ZM216 197V196H215ZM28 198H31V197H28ZM40 198H42V197H40ZM180 198V197H179ZM178 198V199H179ZM181 199V198H180ZM214 199V198H213ZM124 200V199H123ZM222 200V199H221ZM50 201V200H49ZM121 201V200H120ZM125 201V200H124ZM123 201V202H124ZM127 201V200H126ZM157 201V200H156ZM205 201H207V202H205ZM214 201V200H213ZM227 201V200H226ZM46 202H48V201H46ZM250 202V201H249ZM53 203V202H52ZM121 203V202H120ZM209 203V202H208ZM248 203V202H247ZM122 204V203H121ZM120 204V205H121ZM215 204V203H214ZM219 204V203H218ZM222 204L224 205V202H222ZM25 205V204H24ZM119 205V204H118ZM208 205H210V204H208ZM27 206H29V203L27 204ZM122 206H124V205H122ZM184 206V205H183ZM197 206H199V205H197ZM224 206H226V207H232L233 209H231V210H237L238 208H240V207H237L238 206V203H234L233 202V204H228V202H227V204L225 203V205ZM34 207V206H33ZM180 207L181 206H178V211H179V209H180ZM264 206H262V208H263ZM29 208V207H28ZM32 209V208H31ZM200 209V208H199ZM198 209V210H199ZM201 209H202V207H201ZM158 211H160L159 209H157ZM183 210V209H182ZM177 211V212H178ZM202 211V210H201ZM219 211H220V209L218 210V213H219ZM203 212V211H202ZM41 213V212H40ZM185 212H180L179 211V214L177 215V214H174V217L175 218H177V217H179V220L180 221H182V220H188L186 217V215L184 214ZM159 215V214H158ZM163 215V214H162ZM197 215H199V213H197ZM203 215V214H202ZM35 216H38V215H35ZM125 216V215H124ZM214 216V215H213ZM256 216H258V218H256L254 221L256 222L255 224H257V227H258V225H261V223L264 221L263 220V217H264V208H263V212L262 213H256L255 214V217ZM20 217V216H19ZM32 217H33V215H32ZM40 217V216H39ZM160 217V216H159ZM239 217V216H238ZM254 217V218H255ZM15 218V217H14ZM42 218V217H41ZM47 218H49V217H47ZM47 218H45V219H43L42 220V223H39V225H40V228L41 229H45L48 225V221H49V219H47ZM191 218V217H190ZM201 218V217H200ZM222 218V217H221ZM31 219V218H30ZM51 220V219H50ZM164 220V219H163ZM34 221H36V220H34ZM33 221V222H34ZM119 221V220H118ZM237 221H238V219H237ZM13 222H14V219H13ZM51 222V221H50ZM164 222V221H163ZM21 223V222H20ZM32 223V222H31ZM47 223V224H46ZM225 223H226V220H225ZM224 223V224H225ZM37 224V223H36ZM169 224H171V223H169ZM243 224V223H242ZM21 225V224H20ZM38 225V226H39ZM237 225H238V223H237ZM240 225V224H239ZM238 225V227L240 228L241 226H239ZM34 226V225H33ZM62 226V225H61ZM5 227V226H4ZM36 227V226H35ZM74 227V226H73ZM191 227V226H190ZM236 227V226H235ZM234 227V228H235ZM130 228V227H129ZM136 228H137V226H136ZM15 229V228H14ZM47 229V228H46ZM238 229V228H237ZM28 230V229H27ZM239 230V229H238ZM6 232H9L8 231V229L6 230ZM15 232V231H14ZM30 232V231H29ZM239 233V232H238ZM43 234V233H42ZM223 234V233H222ZM4 235H5V233H4ZM237 235V234H236ZM32 236V235H31ZM30 236V237H31ZM196 236V235H195ZM16 237V235H13V238H15ZM37 237V236H36ZM252 238V237H251ZM254 238V237H253ZM15 239H17V238H15ZM33 239V238H32ZM37 239V238H36ZM258 239V238H257ZM142 240V239H141ZM259 240V239H258ZM39 241H41V240H39ZM240 248V247H239ZM241 249V248H240ZM218 252V251H217ZM252 259V258H251Z\"/></svg>", "mask_w": 264, "mask_h": 264}, {"label": "snow or ice", "instance_id": "obj_3", "mask_svg": "<svg viewBox=\"0 0 264 264\" xmlns=\"http://www.w3.org/2000/svg\"><path fill=\"white\" fill-rule=\"evenodd\" d=\"M235 3H236V0H231V4H232L233 7H235ZM261 3L264 4V0H261ZM113 7L114 6L112 4H105L104 11L101 12L100 14L102 16L105 15L107 13L108 9L109 8H113ZM37 8H41V9H44L45 11H47L48 14H49V17L51 19L50 25L49 24H45L43 26V28L41 30H39L38 35L40 37H43L45 35V32H47V33L51 34V37L53 39H55L54 30L57 29V27H58L55 13L59 12L60 17L63 18L64 17V12L60 11V9L64 8V4H57L56 0H51V3H49L48 0H38V2L36 4H30V5L26 6L22 10V12H21V14L19 16V22H20L21 28L23 27L25 18L31 16L32 13ZM76 8H77V4L75 2H73L66 9V11L72 12V10L76 9ZM93 14L95 15V13H93ZM221 15L222 16L223 15H227V13L226 12H222ZM41 19H43V18L41 17ZM75 19L76 20H83L84 17L82 15H80L79 13H77V15L75 16ZM169 19H171V17H169ZM61 22H65V21L62 19ZM207 22L208 21H206V20H201L199 23H195L193 25V27L196 28V29H199V28L202 27L203 24H205ZM67 27L69 29H71L72 28V24H70V23L67 24ZM182 27H183V31H185V32L190 31V29H189V27L187 25H183ZM151 31H152L151 29H148V32H151ZM69 35L71 36V32H69ZM145 35H147V32L145 33ZM61 38H63V37H61ZM72 38L74 39V37H72ZM241 38L242 37H240V36L236 37L237 40H240ZM113 39L115 40V37H113ZM132 39H133L132 36H128L127 37L128 41H131ZM135 39L139 40V37L137 36V37H135ZM262 39H264V38H262ZM12 42L15 43V38L13 39ZM30 43H31V41L29 40L26 46H30ZM209 43H211V41L205 42V46H207V44H209ZM117 47H120V45H117ZM157 47L159 48L160 46L157 45ZM255 47L257 49H260L261 47H264V43H258V44H256ZM5 55H7V52H5ZM89 55L90 56H94V54L91 53V52L89 53ZM141 55H143V53ZM29 59H30V57H29ZM72 59H73V61H75L76 57L73 56ZM143 64H145V61L142 58H138L136 60V63L130 66V71L132 73L139 72L140 69L137 67V65H143ZM84 67H87V65H84ZM152 67H155V65H152ZM256 67H257L256 65H253L254 69ZM27 74L29 76H31V74H32L30 65L28 66ZM260 74L262 76H264V68L260 69ZM60 75H61V77H63L64 73L62 72ZM169 75H171V73H169ZM221 75H223V73H221ZM124 76L126 78L123 79V81L121 83L111 84V86L106 85L104 88H94L93 91L96 93V99H99L101 94L107 96V94L109 92H111L113 88L120 89V92H119L120 101H119V103L121 105H124L126 96L130 97L131 101H132L131 112H132V115L135 116L137 114L136 113V105H135V97L131 95L130 91L126 92V89H125V86H129V79L127 78L128 77V71H125ZM239 80L247 81V80H249V76H247V75L238 76L235 79L229 78L228 83H229V85L235 86V85L238 84ZM181 84H183V78L181 79ZM259 84H260V88L258 90L256 89L255 84H252V86H250V87L246 85L241 90L239 95H237V93L235 91L232 92V98L236 102L238 108L239 107H244V108L247 109L249 107H254V108L260 109V114L254 116V118L251 120V122L245 124V128L249 131V135H248L247 139H245L243 141V143L246 144V145L247 144H251V148L249 149V151L247 153L241 152V158H242L244 163H249V161L245 158L246 155H252L254 157L256 152H264V149L261 148V144L264 143V140L258 139V138L264 137V79H261L259 81ZM221 91H223V90L221 89ZM190 92H191V90H190ZM54 94H56V93H54ZM153 97H155V93H153ZM215 100H216V92H215V90H213L212 94L210 96L206 97L205 104H202L200 106L199 114L201 116H203L205 112L215 113L217 111V109L214 106V101ZM66 103L76 104L77 103V99L68 98L66 100ZM156 104H157V101H156L155 98H153V100H152V105H147L146 104L145 105V115H150V114L154 115L156 109L153 107V105H156ZM161 105H162L163 117H167V104H164V102L161 101ZM172 107H175V105H172ZM23 111H24V109H20L21 113H23ZM79 114H80L79 112L76 113L77 116ZM236 114L240 115L239 112H237ZM10 118L13 119V120L16 119L15 116H11ZM68 119H74V117H69ZM68 119H63L62 118L61 119V125H66L68 123ZM7 122H8L7 120H0V123H7ZM241 122H243V121H241ZM29 123H31V121H29ZM257 124H259L261 126V130L260 131H256L255 130L254 126L257 125ZM101 127L105 131L108 130L106 128V126H101ZM121 127H123V126H121ZM132 127L133 128L136 127L134 122L132 123ZM164 131L166 132L167 129H164ZM211 131L213 133H215L216 132V128L213 127L211 129ZM97 132L100 133L101 129L98 128ZM0 135H3V134L0 133ZM32 135H33V138H34V133H32ZM131 136H132V139H133L134 143L128 145V149L129 150H131L132 148H136L137 147V144L135 143V141H136V133L132 132ZM163 138L164 137L162 136V139ZM3 139H4L5 142L8 141V137L7 136H3ZM96 139H97V135L96 134H93L90 137V140L92 142H95ZM188 139H189V136L187 134H185V142L183 143V147L185 149L189 148V144L187 143ZM53 142L54 143H58V141H56L55 139H53ZM158 143H159V141H158ZM42 146L47 148L48 147V142L44 141ZM161 147H164V145L161 144ZM108 155H112V153H108ZM22 159H23L22 155L18 156L15 159L9 160L8 164L9 165L19 164L20 160H22ZM96 163H99V160H97ZM251 164L252 165L256 164L255 158H253L251 160ZM260 165L264 166V159L260 160ZM58 167H59V165H58ZM146 168H147L146 162L142 163L140 165V171H145ZM44 175L47 176L48 175L47 172H45ZM255 176H256V182H258L260 184V186L262 188H264V176H262L260 172H256ZM64 179H66V178H64ZM249 179H251V178H249ZM62 182H63V180H62L61 176H57L55 178L54 187H53L52 190L55 191L56 195H60L61 191H64L63 188H60V185L62 184ZM237 182L239 183L240 181H237ZM248 182H249L248 180L244 181V183H248ZM9 186L10 187H15L14 184H11ZM57 188H59L60 190L56 191L55 189H57ZM3 191H6V189L0 188V192H3ZM244 195H247L250 199H256V198H258L260 196V193L259 192H247ZM0 203H2V201H0ZM262 205H264V200H257V203L255 204V206H251L250 205V213H249V215H255V213L257 211L262 210ZM28 207H29V209H31L32 205L29 204ZM189 211H191V209H189ZM125 215H127V209H125ZM177 219H179V217H177ZM188 223L189 224L192 223L191 218H189ZM230 223H232V221H230ZM113 227H115V225H113ZM245 232L248 233V234L253 233V228L251 227L250 224L246 225ZM152 235L155 236V233H153ZM184 235L188 236V235H190V233L186 232V233H184ZM199 235H200L199 232H197L196 233L197 239H199ZM204 235L207 236L208 233L205 232ZM17 243L22 244V241H20L19 238H18L17 239ZM254 245H255V241L245 240V246H244L243 252L239 254V264H264V226H262L261 239H260V242H259V246L255 247V258L252 259L251 261H249V257L253 256V246ZM105 247H106V245H105ZM129 252L132 254V257L129 260V264H135V256L137 254L142 255V253H139V246L137 244V241H136L135 237H133V239L130 241ZM0 255H3V254L0 253ZM103 260L104 261H108V257L104 256ZM190 260H191V264H197L195 256H191ZM0 264H12V262L8 261L5 258L3 260H0ZM25 264H27V262H25ZM212 264H220V261L215 259V258H213Z\"/></svg>", "mask_w": 264, "mask_h": 264}]
</instances>
